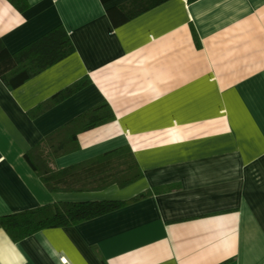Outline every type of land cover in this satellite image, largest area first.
Returning <instances> with one entry per match:
<instances>
[{
  "label": "crops",
  "instance_id": "crops-1",
  "mask_svg": "<svg viewBox=\"0 0 264 264\" xmlns=\"http://www.w3.org/2000/svg\"><path fill=\"white\" fill-rule=\"evenodd\" d=\"M25 1L0 0L6 49L61 25L74 51L14 89L0 79V215L124 204L17 241L0 228V264H264V0ZM102 102L112 120L72 121ZM54 131L55 155L33 150ZM123 145L141 176L122 188L51 191L25 157L57 170Z\"/></svg>",
  "mask_w": 264,
  "mask_h": 264
},
{
  "label": "trees",
  "instance_id": "trees-1",
  "mask_svg": "<svg viewBox=\"0 0 264 264\" xmlns=\"http://www.w3.org/2000/svg\"><path fill=\"white\" fill-rule=\"evenodd\" d=\"M134 1L137 0H130L124 5ZM162 1L164 0H157V3ZM11 2L19 9L26 6L25 0H11ZM124 5L113 7L108 10L109 14L116 9L122 10ZM135 14L137 11L129 17ZM73 51L74 45L61 25L49 30L14 53L9 52L0 40V79L7 88L14 89ZM85 83V79H80L65 87L53 96V102L73 94ZM112 119L111 108L107 102H102L79 114L72 121L79 124L81 130H87ZM58 133V131H54L46 136L35 145L33 150L39 149V153H41L42 146L46 143L49 144L48 153L51 156L55 155L56 150L53 146H55L54 139ZM73 138L75 139V134ZM58 146L60 147V145ZM25 157L51 191L61 189L101 190L111 184L122 188L141 176V169L128 145L110 149L90 160L57 170L33 162L28 154ZM123 204V200L54 201L0 215V228L13 241H17L44 228L68 226L94 218L113 211Z\"/></svg>",
  "mask_w": 264,
  "mask_h": 264
}]
</instances>
